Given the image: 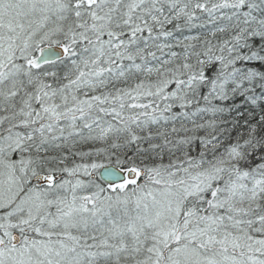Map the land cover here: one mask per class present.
<instances>
[{
  "label": "snow or ice",
  "instance_id": "1",
  "mask_svg": "<svg viewBox=\"0 0 264 264\" xmlns=\"http://www.w3.org/2000/svg\"><path fill=\"white\" fill-rule=\"evenodd\" d=\"M0 264H264V0H0Z\"/></svg>",
  "mask_w": 264,
  "mask_h": 264
}]
</instances>
